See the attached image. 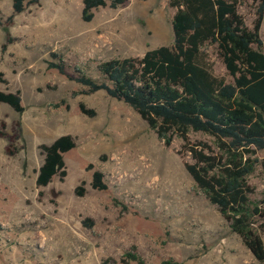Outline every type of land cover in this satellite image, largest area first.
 <instances>
[{"label": "rangeland", "instance_id": "rangeland-1", "mask_svg": "<svg viewBox=\"0 0 264 264\" xmlns=\"http://www.w3.org/2000/svg\"><path fill=\"white\" fill-rule=\"evenodd\" d=\"M238 3L251 29L257 4ZM81 11L82 0H24L13 14L12 0H0V91L19 92L23 107L0 104V264H120L127 252L144 264H260L186 172L180 139L166 146L127 104L70 78L101 81L100 63L171 45L175 9L167 0H126L94 10L89 22ZM259 34L264 51V16ZM206 58L229 79L211 47ZM63 135L75 143L64 154L65 176L37 187L40 146ZM256 158L247 180L259 204L264 150ZM94 171L105 191L91 188Z\"/></svg>", "mask_w": 264, "mask_h": 264}, {"label": "trees", "instance_id": "trees-1", "mask_svg": "<svg viewBox=\"0 0 264 264\" xmlns=\"http://www.w3.org/2000/svg\"><path fill=\"white\" fill-rule=\"evenodd\" d=\"M251 1L257 8L250 29L238 12V0H167L175 9L171 45L148 50L139 58L100 63L101 81L84 74L70 78L90 93L103 91L127 104L166 146L174 137L180 139L182 153L189 159L184 168L195 186L218 208L253 258L264 264V199L259 204L250 200L247 180L258 162L256 154L264 150V51L259 34L264 0ZM125 2L82 0L81 18L89 22L94 10L117 9ZM23 10L24 0H12L13 14ZM209 47L228 80L213 73L206 58ZM49 67L66 75L62 64L49 63ZM0 82H5L2 73ZM0 104L23 111L17 91H0ZM79 110L94 116L83 104ZM190 132L204 134L211 142L192 141ZM74 146L69 135L40 146L44 158L37 187L47 186L54 176H65L64 154ZM90 186L96 191L107 189L101 172H93ZM75 194L82 196L83 188L77 187ZM129 262L144 264L137 254L127 252L120 264Z\"/></svg>", "mask_w": 264, "mask_h": 264}]
</instances>
